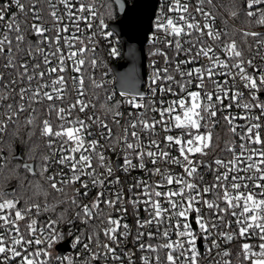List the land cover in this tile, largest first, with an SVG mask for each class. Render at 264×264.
Wrapping results in <instances>:
<instances>
[{"label":"snow or ice","instance_id":"snow-or-ice-1","mask_svg":"<svg viewBox=\"0 0 264 264\" xmlns=\"http://www.w3.org/2000/svg\"><path fill=\"white\" fill-rule=\"evenodd\" d=\"M0 264H264V0H0Z\"/></svg>","mask_w":264,"mask_h":264},{"label":"water","instance_id":"water-1","mask_svg":"<svg viewBox=\"0 0 264 264\" xmlns=\"http://www.w3.org/2000/svg\"><path fill=\"white\" fill-rule=\"evenodd\" d=\"M125 61L123 60L121 63H119V64H123ZM119 64L117 65V67H119Z\"/></svg>","mask_w":264,"mask_h":264},{"label":"trees","instance_id":"trees-1","mask_svg":"<svg viewBox=\"0 0 264 264\" xmlns=\"http://www.w3.org/2000/svg\"><path fill=\"white\" fill-rule=\"evenodd\" d=\"M123 60H124V59H121V60L119 61V63H121ZM119 63H118V64H119Z\"/></svg>","mask_w":264,"mask_h":264}]
</instances>
